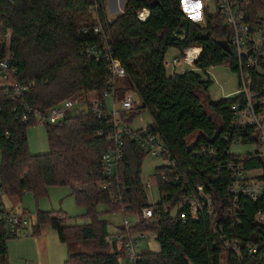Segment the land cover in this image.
Here are the masks:
<instances>
[{
  "label": "trees",
  "instance_id": "1",
  "mask_svg": "<svg viewBox=\"0 0 264 264\" xmlns=\"http://www.w3.org/2000/svg\"><path fill=\"white\" fill-rule=\"evenodd\" d=\"M181 1L125 0L123 12L109 22L104 0H0V24L12 32L10 52L17 68L14 80L20 85L33 83L23 96L28 104L45 109L73 96H103L108 64L82 53L83 47L98 40L92 30L98 24L93 21L96 16L109 37L113 57L125 70V78L115 90L117 98L132 91L141 101L142 107L123 119L130 126L141 111L147 110L152 119L148 128L160 136L171 153L169 161L174 163V167L162 165L154 169L159 193L156 207L160 212L146 221L140 213L151 205L139 176L145 156L128 138L124 139L123 157L118 164L119 182L106 187L108 180L101 161L110 146L112 130L107 120L81 111L59 124L47 125L50 152L31 155L26 130L33 124L16 119L12 108L19 101L6 100L0 90L3 194L19 203L24 193L37 200L47 194L48 187L66 186L91 220L89 225H71L70 217L54 212H37L33 217L32 237L40 234L42 226L50 225L61 244L79 241L93 245L92 254L68 255L63 264H121L123 249L117 242L107 240L111 235L107 230L109 222L99 217V206L106 207L108 213L125 208L126 214L135 219L132 232L153 233L159 252L143 250L136 264H264V229L253 223L254 214L264 209V201L239 198L238 212L235 216L229 212L232 198L227 187L231 180L225 168L229 159L225 152L230 146L231 107L241 99L234 95L213 102L207 93L212 81L206 70L227 64L235 74L238 72L235 53L226 54L217 45L220 39L228 43L231 31L223 26V17L215 11L205 10V24L196 25L183 13ZM249 2L246 11L250 14L264 7V0ZM141 9L149 12L142 22L137 20ZM191 47L200 48L193 63L196 71L168 76L163 65L166 53L173 48L182 57L185 49ZM260 65L261 72H250V88L264 97V60ZM82 100L87 103V99ZM250 134H241L243 144L254 143ZM193 136L194 141L189 144ZM210 151L215 153L214 159ZM244 167L264 170L261 158L252 154L245 155ZM198 186L211 197L215 213L210 217L200 213L194 219L185 215L182 220L180 212L186 209L178 199ZM164 205L168 206L166 212ZM215 222L221 230H213ZM120 228L121 225L117 230ZM221 233L229 239L236 236L252 241L258 244V251L247 256L242 250L240 261L224 249ZM7 241L0 225V264H8Z\"/></svg>",
  "mask_w": 264,
  "mask_h": 264
},
{
  "label": "built area",
  "instance_id": "2",
  "mask_svg": "<svg viewBox=\"0 0 264 264\" xmlns=\"http://www.w3.org/2000/svg\"><path fill=\"white\" fill-rule=\"evenodd\" d=\"M212 2L215 4L216 12L224 19L223 26L231 31L228 44L231 47V52L235 53L239 65L238 72L236 73L238 89L235 95L240 97L241 101L231 107L233 119L230 125L231 134L228 140L230 146L225 152L229 157L225 161V168L231 180L227 187L228 193L232 198L229 212L232 216H235L239 210L237 202L239 198H245L253 202L264 201V180L261 179L264 176V170L262 168L245 169V157L230 152L232 146H236L238 143L243 144L241 134L245 133L248 135L251 133L249 138L254 139L253 142L259 145L258 149L264 148V131L262 130V126L264 125V97L257 96L250 88L252 84L250 72H261L260 63L264 60V7L250 14L246 11L250 5L249 0H212ZM205 10L209 11V6L206 4L200 11L204 13ZM93 11V9L90 10V12ZM148 15L149 12L146 9H141L137 13V20L141 22L145 21ZM93 21L98 23L92 29L93 34L97 36L98 40L96 43L87 44L83 47L82 53L85 56L93 58L95 61L103 60L108 64V79L103 96L99 98L93 93L96 98L87 99V103H84L79 97L73 96L65 99L61 104L45 109L36 105H30L23 98L24 95H27L33 83L20 85L14 80L17 68L13 66L15 58L13 53L10 52L12 32L10 29L4 27L3 24H0V28L3 29V33L0 34V45H3V49L0 51V81H13L12 84H7L0 88V90H3L6 100L13 103L19 101L18 105L12 108L16 119L19 118L22 123L33 124V126L37 124L55 125L73 116V110L76 106L81 105L84 108L78 110L77 113L89 111L96 119L107 120L108 127L112 130L108 138L110 146L106 148L101 161L103 175L108 180L106 187H110L112 183L119 182L117 169L123 157V142L126 138L145 157L162 158L168 161L165 165L174 167V163L169 161L171 153L160 136L151 132L148 127L133 130L123 119L124 115L136 112L141 108V101L132 91L124 93L120 100L117 98L115 90L119 84L118 80L125 78V70L122 64L113 57L112 49L109 45V37L104 34L100 21L97 20L96 16H94ZM82 32L85 34L87 29L82 30ZM180 39L182 40L183 36ZM192 49L195 48L185 49L182 57L163 60L164 70L168 76L179 74L178 67L181 63L189 67L193 66L199 53L191 55V60L188 61V51ZM106 99H110L112 109L106 106ZM116 102L118 106L115 105ZM96 135L102 136L100 132H97ZM259 154L260 152L252 155L261 158ZM209 155L213 159L216 157L213 151H210ZM261 160L264 164V157ZM256 172L260 174H256ZM163 179L165 178L163 177ZM150 186L151 184L148 183L144 187V190L147 192V188ZM3 196V187L0 180V225L4 228L5 236L9 239L31 237L34 225L33 217L24 212L19 214L13 210H7L4 206ZM178 203L182 208L186 209V211L180 212L182 220L186 219L185 215L194 219L200 213L204 214L205 212L209 217L215 213L213 208L214 202L201 186L181 196L178 199ZM121 210V213L125 216V208ZM157 210L156 204L147 206V208L141 210L140 217L146 221L156 218L160 212V210ZM163 210L166 212L168 206L164 205ZM254 215L253 223L264 229V209H261ZM123 219L120 230L107 237V240L109 242H117L118 247L123 249V256L121 258L123 261H121V264L122 262L123 264H136L141 253L144 252L141 247L142 243L148 241V239H152L154 235L150 231L132 232L133 223L128 222L124 217ZM216 229L221 230V226L218 227L217 222L213 224V230ZM221 234L220 239L224 249L240 261L243 259L242 250H245L247 256L254 255L258 251V244L252 241L248 240L245 242L236 236L229 239L227 236H223V233ZM257 240L262 242L260 236H257Z\"/></svg>",
  "mask_w": 264,
  "mask_h": 264
},
{
  "label": "rangeland",
  "instance_id": "3",
  "mask_svg": "<svg viewBox=\"0 0 264 264\" xmlns=\"http://www.w3.org/2000/svg\"><path fill=\"white\" fill-rule=\"evenodd\" d=\"M124 2L125 0H104L106 17L109 21H113L115 17L120 15L121 9H124ZM181 4L182 11L185 10L186 12L191 13V16L188 18L198 26H203L205 22L204 14L200 11L205 4L209 6V11L214 10L216 12V7L212 0H182ZM191 48H195L199 53V48ZM177 52L176 49L171 48L166 53L164 59L170 60L173 56H179ZM207 74L209 76L211 75L210 80L212 81L207 92L211 101L215 102L224 99V96L229 98L235 95L238 89L237 76L231 71L229 65L223 64L211 67ZM118 81L119 83L121 82V80ZM12 83V80H8V82L0 81V88ZM82 97L88 100L96 98L93 93H88L86 96H84V94L79 95L80 99H82ZM61 103L62 102H59V104ZM105 103L109 109H112L110 99H106ZM115 105L118 106V103L116 102ZM83 108L84 107L81 105L76 106L72 115L74 116L77 114L78 110H82ZM149 125H152V119L149 112L144 110L135 117L130 128L133 130L144 129ZM46 127V124H37L27 128V150L31 155H46V153L50 152L48 136H46ZM262 130L264 131V125L262 126ZM194 138L195 136L188 140L189 144L193 143ZM230 152L241 157H245L247 154L260 152V157H264V154H261L264 153V148L258 149L255 143H246L245 145L238 143L236 146L231 147ZM167 163L168 161L162 158L155 159L146 156L142 159L139 176L144 187H146L148 183L151 184L146 192V201L149 205H155L159 201V193L155 186L154 169ZM256 174L260 173L256 172ZM253 175H255V173H253ZM46 193V195L37 200L34 199L32 194L25 195L19 203L11 202L6 195H4L2 199L7 210H13L19 214L24 212L27 215L36 217L37 212L64 213L71 218V225H89L91 223V220L85 217V208L75 203L70 188L66 186L48 187ZM35 203H37L36 206ZM98 212L100 213L99 217L102 220H107L109 222L107 230L111 234L117 231L119 225L123 224V217L130 223H134L135 221V219L129 214L123 216L121 213L122 210H119L118 213H108L106 207L99 206ZM41 229L40 237L38 238H36L37 236H31L29 238L9 239V241H7L8 264H63L68 255L78 253L92 254L94 252L93 245L90 242L77 241L76 243H70L67 246L59 242L60 244L58 245L60 247H58L54 242L57 241V235L51 229L50 225L42 226ZM40 246L44 251L42 249V251L40 250ZM141 247L144 251L150 250L152 252H159L160 250V247L154 238L148 239V241L142 243ZM20 250L22 251V257L20 256ZM121 261L123 260L120 259V262ZM220 264H224L223 261H221Z\"/></svg>",
  "mask_w": 264,
  "mask_h": 264
},
{
  "label": "crops",
  "instance_id": "4",
  "mask_svg": "<svg viewBox=\"0 0 264 264\" xmlns=\"http://www.w3.org/2000/svg\"><path fill=\"white\" fill-rule=\"evenodd\" d=\"M123 12V9H121V12H120V14ZM183 12H184V14H185V16L188 18V17H190L191 16V13H189V12H186L185 10H183ZM199 50H200V48H199ZM178 53V52H177ZM178 55L179 56H173V57H171V58H178V57H180V54L178 53ZM171 60V59H170ZM187 70H194V71H196L195 69H194V66H192V67H189L188 65H184L183 63H181L180 65H179V67H178V72H179V74H182V73H184V72H186ZM209 70V69H208ZM208 70H206L207 72H208ZM206 72V73H207ZM208 75V74H207ZM211 76V75H210ZM225 98H228V97H226V96H224ZM25 195H28V193H24V195L23 196H25ZM23 198V197H22ZM22 200V199H21ZM21 202V201H20ZM36 204L37 203H35V206H36ZM5 206V205H4ZM42 230V229H41ZM40 235V234H39ZM39 235H37V237L36 238H38V237H40ZM56 240L57 241H54L55 242V244L58 246V247H60L58 244H60L59 243V240H58V238L56 237ZM58 242V243H57ZM21 245V244H20ZM66 245V244H65ZM67 246V245H66ZM42 248H41V246H40V250H41ZM43 250V249H42ZM41 250V251H42ZM21 251V250H20ZM44 251V250H43ZM20 256L22 257V251H21V254H20ZM22 261V260H21ZM8 263H9V261H8Z\"/></svg>",
  "mask_w": 264,
  "mask_h": 264
},
{
  "label": "water",
  "instance_id": "5",
  "mask_svg": "<svg viewBox=\"0 0 264 264\" xmlns=\"http://www.w3.org/2000/svg\"><path fill=\"white\" fill-rule=\"evenodd\" d=\"M217 45L220 46L226 54L231 53V47L226 40L220 39L217 41Z\"/></svg>",
  "mask_w": 264,
  "mask_h": 264
},
{
  "label": "bare ground",
  "instance_id": "6",
  "mask_svg": "<svg viewBox=\"0 0 264 264\" xmlns=\"http://www.w3.org/2000/svg\"><path fill=\"white\" fill-rule=\"evenodd\" d=\"M188 53H189V56H188L187 60L190 61L191 60V55H194L197 52L194 49H192V50L188 51Z\"/></svg>",
  "mask_w": 264,
  "mask_h": 264
}]
</instances>
